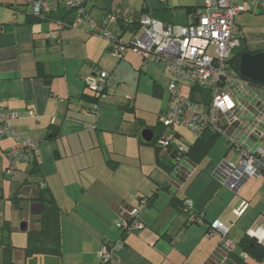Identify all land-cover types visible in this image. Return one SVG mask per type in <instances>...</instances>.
Instances as JSON below:
<instances>
[{"label": "crops", "instance_id": "crops-1", "mask_svg": "<svg viewBox=\"0 0 264 264\" xmlns=\"http://www.w3.org/2000/svg\"><path fill=\"white\" fill-rule=\"evenodd\" d=\"M202 4L203 0H87L85 8L94 20L106 19L120 7L123 15L141 10L140 15L173 25L193 23L195 10ZM243 4L245 11L237 17L242 36L232 58L242 50L264 52V10L257 9L250 0ZM27 11V0H0V103L18 114L10 124L19 138L39 141L35 159L40 170L33 179L45 183L61 210V254L25 253L28 231L39 227V216L34 213L32 194L29 198L20 196L24 203L21 208L20 200L16 206L12 202L15 193L12 195L10 188L7 194L4 191L5 181L13 182L17 173L11 178L5 175L6 152L15 143L7 135L0 139V264L3 244L7 243L12 246L13 264H100L98 251L102 243L117 239L123 240L121 264H204L211 254L221 252L219 233L211 234L208 230L216 220L229 226L228 238L232 241L247 233L264 244L262 178L249 177L237 191H231L215 176L217 165L235 160L236 154L225 140L216 144L218 138L215 139L173 192L165 184L170 152L141 137L142 130H151L156 122L150 125L136 117L134 97V109L130 112L134 119H125L127 110L121 107L125 100L119 104L113 100V91L124 88V72L130 68L135 71L136 67L137 79L145 71L152 79V95H156L155 87L165 93L170 75L165 77L163 86L158 80L161 75L153 67L162 62L148 61L141 69L139 55L128 50L119 61L109 55L115 61L109 69L107 41L92 35L87 25L78 23L75 10L59 6L45 20H32ZM57 20L67 24L59 31L60 41L51 37ZM107 27L127 42L140 33L122 32L117 21ZM72 42L80 47L75 66L71 64ZM55 63L61 68H55ZM107 69L108 94L102 98L98 113H94L89 110L94 101L85 87V77ZM252 88L253 95L264 106V86ZM162 111L156 121H162ZM179 128L183 127L176 128L174 142L186 149L196 135L185 144ZM52 129L56 130L54 138H50ZM230 155L232 158L228 159ZM19 168V176L25 178L28 165ZM175 196L190 200L192 209L202 213L204 222L189 221L184 225ZM143 199L149 200L144 206ZM242 201L247 202V208L236 215L234 210ZM123 206L141 209L143 230L122 234L117 222ZM17 211L23 214L18 220L20 226L16 222Z\"/></svg>", "mask_w": 264, "mask_h": 264}, {"label": "built area", "instance_id": "built-area-1", "mask_svg": "<svg viewBox=\"0 0 264 264\" xmlns=\"http://www.w3.org/2000/svg\"><path fill=\"white\" fill-rule=\"evenodd\" d=\"M248 0H203L195 10L193 23L165 25L143 15L140 19V33L125 44L117 39L107 24L115 21L113 14L106 19L90 17L85 3L87 0H27L28 11L35 17H44L64 6L75 10L76 20L88 26L89 32L108 41V54L116 61L121 60L128 50L141 58V69L148 61L162 62L170 75L164 87L167 104L162 112V132L156 138L159 149L168 150L171 168L165 184L175 191L194 169L189 162L186 149L175 144L176 128L183 127L196 136L205 131L219 134L235 152V160L222 161L214 169L221 184L231 191H237L249 177H261L264 183V106L253 95L252 85L242 78L231 65V58L239 46L242 32L238 15L245 11ZM257 9L264 10V0H250ZM57 29L51 37L60 41L59 31L67 27L57 21ZM109 74L106 71L89 76L85 83L90 92L104 89ZM183 87L198 88L205 98L194 92L197 101L183 94ZM126 101L133 103V96ZM199 101V102H198ZM96 110L97 105H92ZM31 114V112H30ZM18 117L0 103V139L11 135L15 143L6 152L5 175L12 177L20 165H29L39 146L38 140L21 139L13 131L11 120ZM142 205H146L143 199ZM184 211L188 220L195 221L196 213L190 200L185 199ZM247 208L242 201L236 215ZM138 207L123 206L118 211L117 226L123 235L144 229ZM199 223L201 219L198 218ZM211 234L218 232L221 237V252L235 248V242L228 238L229 226L216 220L209 224ZM123 240H109L102 243L98 257L100 264H121L119 252ZM244 257H247L244 254Z\"/></svg>", "mask_w": 264, "mask_h": 264}, {"label": "trees", "instance_id": "trees-1", "mask_svg": "<svg viewBox=\"0 0 264 264\" xmlns=\"http://www.w3.org/2000/svg\"><path fill=\"white\" fill-rule=\"evenodd\" d=\"M28 5V3H27ZM67 10H71L70 8H66ZM32 20H45L50 18V15L54 12H51L49 15L44 17H35L31 15L29 11H27ZM141 10H133L127 11L125 15H123V10L120 7L111 13L115 17V22L117 21L119 29H122V32L129 30L131 32L136 33L140 27V19L143 15L141 14ZM62 21V20H57ZM56 21V22H57ZM63 22V21H62ZM66 24V23H65ZM113 32V31H112ZM117 39H120L125 44H129L130 41H123L121 35L117 32H113ZM108 49V46H107ZM243 52L240 51L236 53V55L231 58L230 62L232 67L238 71V59L240 54ZM100 70H96L94 72L97 73ZM239 73V72H238ZM242 77V76H241ZM249 81L251 85H260L264 86V84L253 82L245 77H242ZM86 87V83H85ZM195 90L201 94L202 98H205L206 95L201 93V90L198 88H192L191 96H189L192 100L197 101L196 96L194 95ZM92 100L94 103L92 105H97V109H92V105L89 107V110L94 113H98V108L101 104L102 98H104L108 94V83L105 85L104 89L98 92H91ZM154 94L161 96L163 94V90L159 87L154 88ZM199 102V101H198ZM124 110L132 111L133 103H129L125 100V105L121 106ZM163 112V111H162ZM154 136L150 141L151 144H154L158 149L159 147L156 145V138L161 134L162 121L159 119L156 121L155 125L151 128ZM50 138H54L56 135V130L52 129L50 132ZM220 135L216 133H212L210 131H205L199 136H196L195 141L190 144L186 148V155L191 164L197 163L201 157L208 151L212 143L215 139H217ZM222 137V136H221ZM172 158V157H171ZM169 161V169L171 168V161ZM39 163L35 159V155H33L32 160L30 161L27 169V176L20 183L18 190L12 196V202L17 204L19 200H21L20 196H25L29 198V195L32 197L31 200L34 201L35 211L34 213L39 216L36 222L39 224L37 229L28 231V245L24 249L27 256L33 254H43V255H53L58 256L61 254L60 250V235H59V215L61 210L59 206L56 204L51 192L46 187L45 183L42 181H36L33 178L39 173ZM263 180V179H262ZM166 188L170 189V185L166 184ZM174 192V191H173ZM24 197V198H25ZM176 205L180 214H183L184 217V225L189 224L188 220V212L184 211L185 207V199H178L176 196ZM146 201H149L146 199ZM195 221H190V223H199L198 218L201 219V223L204 222V218L202 217L201 212H196ZM235 242L234 249H228L227 251L218 252L215 254H211L205 261L204 264H264V244L260 242L258 239H254L252 236L244 233L241 237ZM12 246L7 244H3V264H13L12 262ZM244 254L247 257H244ZM252 261V263L250 261Z\"/></svg>", "mask_w": 264, "mask_h": 264}, {"label": "rangeland", "instance_id": "rangeland-1", "mask_svg": "<svg viewBox=\"0 0 264 264\" xmlns=\"http://www.w3.org/2000/svg\"><path fill=\"white\" fill-rule=\"evenodd\" d=\"M88 31H89V29H88ZM95 36H97V35H95ZM98 37H100V36H98ZM100 38L103 40H106L102 37H100ZM107 43H108V41H107ZM70 49H72L70 52H72L74 54V58H72L71 64L73 66H75V63H77L78 51H79L80 47L76 46L75 43H73V45L70 46ZM105 55H107L109 57V60L107 61V68H109L110 65L115 64V61L109 56L107 49H106ZM54 67L58 68V63H55ZM153 67H154L155 72H157L158 75L159 74L161 75L158 80H161L159 82H161L162 85L164 86L166 79L169 78V74L167 73L164 64L160 63L158 65V63H157V64H154ZM60 68H61V66L58 69H60ZM109 69H107L106 72H109L108 71ZM135 69L137 70L138 67H136ZM136 70L134 71L130 68V70L125 71L126 73L124 72L122 77H127V78H125V81H124L125 83H122L124 85L123 86L124 88L121 89V88L117 87L113 91V93H112L113 100L119 104V103L123 102L124 100H126L127 95L133 96L135 98V106H134L135 111L134 112L136 114V117L141 118V119L145 120V122L147 124L152 125L156 122V118L159 114L160 109L164 110L166 107V104H167L166 92L165 93L163 92V94L161 96L152 95V92H151L152 79L149 77V75H145L146 71H145V73L140 74V76H139L140 80L137 79L138 78L137 75L139 74V72ZM165 77H167V78L165 79ZM87 78L88 77H85V79H87ZM107 82H108V80H107ZM182 91H183V94L185 96H191V91H192L191 89H189L187 87H183ZM105 97L103 99H105ZM130 112L131 111H125V119H134L133 114L130 115L131 114ZM138 118H136V119H138ZM178 130L183 134L184 139H185L184 140L185 144H188L195 139V134L192 133L191 131H189L185 128H179ZM223 141H224V138L219 136L218 139L216 140V144L219 142H223ZM230 158H232L231 155L228 156V159H230ZM19 169L14 176L13 182L9 183L8 180L5 181V184L7 186L6 187L4 186V191L6 194L9 192V188H10L11 194L13 195L16 192V189L19 187V184L23 181L24 177L19 176V172L21 171V168H19ZM8 185H10V186H8ZM21 202L22 201L20 200V203ZM23 205H24V203H21L20 207L24 208ZM25 208H27V205ZM16 213H17L16 222H17L18 226H20L21 221H18V220L21 217L20 216L21 212L19 213L17 211ZM21 215H23V214L21 213Z\"/></svg>", "mask_w": 264, "mask_h": 264}, {"label": "water", "instance_id": "water-1", "mask_svg": "<svg viewBox=\"0 0 264 264\" xmlns=\"http://www.w3.org/2000/svg\"><path fill=\"white\" fill-rule=\"evenodd\" d=\"M238 72L242 77L264 84V52L243 51L238 59ZM141 137L145 142H150L153 138V132L145 128L141 132Z\"/></svg>", "mask_w": 264, "mask_h": 264}]
</instances>
